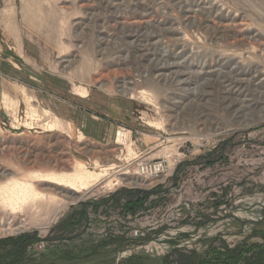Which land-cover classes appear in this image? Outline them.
Segmentation results:
<instances>
[{
	"label": "rangeland",
	"instance_id": "rangeland-1",
	"mask_svg": "<svg viewBox=\"0 0 264 264\" xmlns=\"http://www.w3.org/2000/svg\"><path fill=\"white\" fill-rule=\"evenodd\" d=\"M0 232L22 264L264 248V0H0Z\"/></svg>",
	"mask_w": 264,
	"mask_h": 264
},
{
	"label": "bare ground",
	"instance_id": "bare-ground-1",
	"mask_svg": "<svg viewBox=\"0 0 264 264\" xmlns=\"http://www.w3.org/2000/svg\"><path fill=\"white\" fill-rule=\"evenodd\" d=\"M142 37V36H141ZM140 37V38H141ZM139 38V37H138ZM147 40V38H146ZM143 41V40H142ZM154 53V52H153ZM138 58V57H137ZM142 58V57H141ZM241 64V63H240ZM82 66V65H81ZM159 68V67H158ZM231 72V71H230ZM243 74V73H242ZM158 76V75H157ZM162 77V76H161ZM160 78V77H159ZM157 79V78H156ZM159 80V79H158ZM165 80V79H164ZM242 80V79H241ZM129 81V80H128ZM151 81V80H150ZM157 82V81H156ZM123 83V82H122ZM167 83H168V80H167ZM232 83V82H231ZM159 84V83H158ZM162 84V83H160ZM119 85V84H118ZM121 85V84H120ZM160 86V85H159ZM238 99V98H237ZM51 128H54V125L51 126ZM131 135V134H130ZM127 140H129V135L127 133H120V138H119V142L123 145H125V142H127ZM128 146V145H127ZM113 167V166H112ZM99 173H87V172H79V173H76L72 176H56V175H50V176H47V180L46 182L50 183V184H54V185H57L58 187L60 188H63V189H66V190H69L71 193V196H70V200L71 201H77L81 198H83L84 196H81V191H82V188L79 187V186H75V183H80V185L82 187H85L87 186L88 184V181L90 178H93V177H96ZM127 174H129V172H124L122 173L121 175L122 176H126ZM134 174H138L137 172H135ZM127 177V176H126ZM164 178V177H163ZM137 179V178H136ZM108 180V179H107ZM102 181L99 185H103V187H108V184H106V181ZM125 181L128 180V178H125L123 179ZM141 180V179H140ZM130 183L136 185V186H142L141 185V182H137L136 181H129ZM142 182L144 183H147L146 181L142 180ZM67 184V185H65ZM21 185V188L23 190H21V192L17 193L16 191H13V196H10L11 198L9 200H12V199H16V200H20V199H23V201H36L37 200V196L38 194L36 192L33 191L31 185H29L28 183H20ZM146 186H149V184L147 183ZM84 189V188H83ZM77 195H80V196H77ZM22 226H19V229L17 231H15V233H19L21 231ZM8 230V229H7ZM9 232H0V237L1 236H5L7 235Z\"/></svg>",
	"mask_w": 264,
	"mask_h": 264
},
{
	"label": "trees",
	"instance_id": "trees-1",
	"mask_svg": "<svg viewBox=\"0 0 264 264\" xmlns=\"http://www.w3.org/2000/svg\"><path fill=\"white\" fill-rule=\"evenodd\" d=\"M249 249V246H244L232 253L227 247L217 251L213 246H210L203 255L194 253L190 258L182 256L185 259H191V261L186 260L183 264H229V261H233V264H264V248L258 251Z\"/></svg>",
	"mask_w": 264,
	"mask_h": 264
},
{
	"label": "built area",
	"instance_id": "built-area-1",
	"mask_svg": "<svg viewBox=\"0 0 264 264\" xmlns=\"http://www.w3.org/2000/svg\"><path fill=\"white\" fill-rule=\"evenodd\" d=\"M169 167L166 160L143 159L136 165V172L144 179H158L169 172Z\"/></svg>",
	"mask_w": 264,
	"mask_h": 264
},
{
	"label": "flooded vegetation",
	"instance_id": "flooded-vegetation-1",
	"mask_svg": "<svg viewBox=\"0 0 264 264\" xmlns=\"http://www.w3.org/2000/svg\"><path fill=\"white\" fill-rule=\"evenodd\" d=\"M18 254V253H17ZM19 260L18 262H13L12 259H8V258H2L0 257V264H22V260L24 259L23 258V255L20 253V256H19ZM21 260V261H20Z\"/></svg>",
	"mask_w": 264,
	"mask_h": 264
},
{
	"label": "water",
	"instance_id": "water-1",
	"mask_svg": "<svg viewBox=\"0 0 264 264\" xmlns=\"http://www.w3.org/2000/svg\"><path fill=\"white\" fill-rule=\"evenodd\" d=\"M70 239H72V238H70Z\"/></svg>",
	"mask_w": 264,
	"mask_h": 264
}]
</instances>
